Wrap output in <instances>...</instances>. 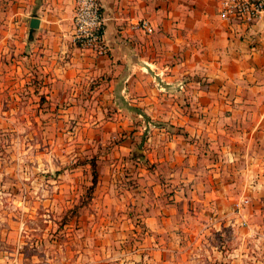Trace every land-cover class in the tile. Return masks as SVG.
I'll return each instance as SVG.
<instances>
[{
    "label": "crops",
    "instance_id": "crops-1",
    "mask_svg": "<svg viewBox=\"0 0 264 264\" xmlns=\"http://www.w3.org/2000/svg\"><path fill=\"white\" fill-rule=\"evenodd\" d=\"M218 1L100 0L107 53L95 56L72 44L75 0H11L16 35L0 39L59 118L104 128L113 160L144 140L126 165L136 188L120 187L144 205L152 264H241L242 237L264 222V14L221 20ZM142 19L152 35L129 30Z\"/></svg>",
    "mask_w": 264,
    "mask_h": 264
},
{
    "label": "rangeland",
    "instance_id": "rangeland-1",
    "mask_svg": "<svg viewBox=\"0 0 264 264\" xmlns=\"http://www.w3.org/2000/svg\"><path fill=\"white\" fill-rule=\"evenodd\" d=\"M10 2L0 0V39L16 35ZM20 56L0 44V264H152L156 237L143 224L144 205L120 187L131 178L136 188L126 165L137 162L136 149L146 150L144 140L113 160L104 128L50 110ZM93 156L98 182L89 195L85 161ZM114 161L125 166L111 168ZM240 244L241 264H264V222Z\"/></svg>",
    "mask_w": 264,
    "mask_h": 264
},
{
    "label": "built area",
    "instance_id": "built-area-1",
    "mask_svg": "<svg viewBox=\"0 0 264 264\" xmlns=\"http://www.w3.org/2000/svg\"><path fill=\"white\" fill-rule=\"evenodd\" d=\"M264 14L263 0H219L218 17L221 20H238L246 24L257 22ZM72 44L81 50L88 51L95 56L107 53L105 44L106 19L102 13L100 0H75L73 10ZM130 31L152 35L154 27L148 20H138L129 26ZM183 84L179 85L182 90ZM248 205L243 200L236 205L235 212L240 213Z\"/></svg>",
    "mask_w": 264,
    "mask_h": 264
},
{
    "label": "water",
    "instance_id": "water-1",
    "mask_svg": "<svg viewBox=\"0 0 264 264\" xmlns=\"http://www.w3.org/2000/svg\"><path fill=\"white\" fill-rule=\"evenodd\" d=\"M25 23L28 25L29 30L27 33L26 43H32L35 38V33L37 29L39 28V20L37 18H28ZM133 157L136 159H141L142 157V151L139 149H136L133 153Z\"/></svg>",
    "mask_w": 264,
    "mask_h": 264
},
{
    "label": "trees",
    "instance_id": "trees-1",
    "mask_svg": "<svg viewBox=\"0 0 264 264\" xmlns=\"http://www.w3.org/2000/svg\"><path fill=\"white\" fill-rule=\"evenodd\" d=\"M86 165H89L90 167V174H91V185L87 189L89 195H92L97 182H98V170H97V158L96 156H93L85 161Z\"/></svg>",
    "mask_w": 264,
    "mask_h": 264
}]
</instances>
